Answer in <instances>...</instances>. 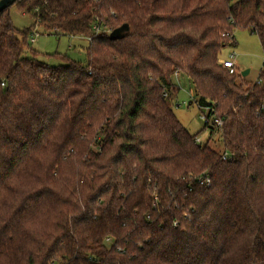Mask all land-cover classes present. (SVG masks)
Returning a JSON list of instances; mask_svg holds the SVG:
<instances>
[{"label": "trees", "instance_id": "16d2710c", "mask_svg": "<svg viewBox=\"0 0 264 264\" xmlns=\"http://www.w3.org/2000/svg\"><path fill=\"white\" fill-rule=\"evenodd\" d=\"M14 4L34 22L0 12V264H264V63L221 62L239 28L264 49V0ZM36 26L89 37L87 62L27 55ZM181 72L223 152L176 116Z\"/></svg>", "mask_w": 264, "mask_h": 264}, {"label": "rangeland", "instance_id": "374dc122", "mask_svg": "<svg viewBox=\"0 0 264 264\" xmlns=\"http://www.w3.org/2000/svg\"><path fill=\"white\" fill-rule=\"evenodd\" d=\"M9 13L14 24L20 29L30 28L33 19L30 14L24 13L17 4L10 7ZM36 32L29 36V47L27 55H31L33 50L38 52V59L50 65L63 63V56L82 63L87 62L86 47L89 45V37L67 34L56 35L46 32L41 26L35 27ZM237 43L227 45L223 48L221 56L223 59L229 58L234 53L236 66L238 67L239 80L242 78L257 81L259 72L264 63V49L256 34L247 29L239 28L235 32ZM33 38V41H32ZM249 69L247 74L244 71ZM173 83L179 87V91L173 100V109L182 124L192 133H198L202 138L210 136V127L205 125L202 115L209 113V107L201 106L195 85L185 73H176L172 76ZM210 146L217 151H224V144L220 139L219 131L213 133Z\"/></svg>", "mask_w": 264, "mask_h": 264}, {"label": "built area", "instance_id": "2783aa9c", "mask_svg": "<svg viewBox=\"0 0 264 264\" xmlns=\"http://www.w3.org/2000/svg\"><path fill=\"white\" fill-rule=\"evenodd\" d=\"M94 31L96 34H98L99 32L102 31V28L100 27L99 24L95 23L94 24ZM33 32H36V29L34 28L33 29ZM32 41H33V38H32ZM221 62L224 64V66L228 67L229 70H230V73H235V72H238V68L236 66V62H235V59H234V53L231 54V56L229 58H225V59H221ZM210 110V109H209ZM203 119L205 120V124L206 126H209L210 127V123H211V120L213 119V122H212V128H211V132H210V136H211V133H212V130L214 128H220L223 124V121L216 115V114H210L209 113L207 115H202ZM208 136V138H202L200 137L198 134L196 135L195 137V141L197 143H200V144H204L206 143L209 139H211V137ZM227 152H224L223 153V158H226L227 157ZM199 183L201 185H209L211 183V179L209 176H202L200 179H199Z\"/></svg>", "mask_w": 264, "mask_h": 264}, {"label": "water", "instance_id": "95a60500", "mask_svg": "<svg viewBox=\"0 0 264 264\" xmlns=\"http://www.w3.org/2000/svg\"><path fill=\"white\" fill-rule=\"evenodd\" d=\"M17 0H0V12L4 11L5 9L11 7ZM130 26L128 23H124L119 27L112 30L109 34V37L113 40L120 39L124 37L125 33L129 30ZM249 69L243 72V74H247Z\"/></svg>", "mask_w": 264, "mask_h": 264}, {"label": "crops", "instance_id": "0c3cea01", "mask_svg": "<svg viewBox=\"0 0 264 264\" xmlns=\"http://www.w3.org/2000/svg\"><path fill=\"white\" fill-rule=\"evenodd\" d=\"M89 40H90V39H89ZM225 58H226V57H225ZM225 58H224V59H225ZM222 59H223V56H222ZM237 68H238V67H237Z\"/></svg>", "mask_w": 264, "mask_h": 264}]
</instances>
